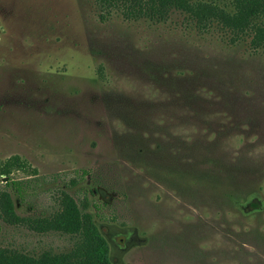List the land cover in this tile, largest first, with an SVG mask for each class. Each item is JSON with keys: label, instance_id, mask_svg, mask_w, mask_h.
<instances>
[{"label": "rangeland", "instance_id": "rangeland-1", "mask_svg": "<svg viewBox=\"0 0 264 264\" xmlns=\"http://www.w3.org/2000/svg\"><path fill=\"white\" fill-rule=\"evenodd\" d=\"M99 15L94 0H0V174L25 164L0 194L30 220L68 194L111 264H264V55L177 11ZM76 242L0 215V248Z\"/></svg>", "mask_w": 264, "mask_h": 264}, {"label": "trees", "instance_id": "trees-1", "mask_svg": "<svg viewBox=\"0 0 264 264\" xmlns=\"http://www.w3.org/2000/svg\"><path fill=\"white\" fill-rule=\"evenodd\" d=\"M94 1L100 10L101 22L106 21L111 12L120 14L126 20L146 18L162 21L170 11H177L202 32L220 27L230 36L232 45L247 40L251 55H264V0H231L227 9L211 2L191 0ZM24 166L19 158H10L3 164L0 175L8 179L12 169ZM6 185L10 187L15 183L8 181ZM59 203L60 209L50 217L23 219L16 214L11 195L8 192L0 194V215L5 222L14 225L27 223L39 233L54 231L77 237L73 249L64 254L43 252L39 256H30L0 248V264H111L107 242L96 228L92 216L80 210L66 193H62Z\"/></svg>", "mask_w": 264, "mask_h": 264}]
</instances>
